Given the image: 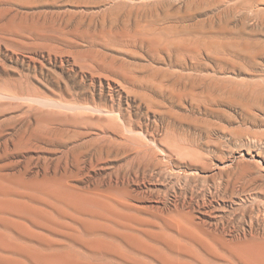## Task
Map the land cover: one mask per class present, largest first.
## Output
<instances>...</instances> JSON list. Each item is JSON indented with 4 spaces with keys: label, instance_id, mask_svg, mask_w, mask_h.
<instances>
[{
    "label": "rangeland",
    "instance_id": "obj_1",
    "mask_svg": "<svg viewBox=\"0 0 264 264\" xmlns=\"http://www.w3.org/2000/svg\"><path fill=\"white\" fill-rule=\"evenodd\" d=\"M36 1L0 0L7 10L2 21L16 13L28 23L57 19L69 36L83 32L94 42L65 40L32 51L26 31L0 32L1 176L106 196L116 209L154 221L155 231L163 220L191 218L211 242L210 252L189 247L198 264H227L233 243L264 242V106L247 112L208 86L213 79L223 85L262 79L264 0ZM149 9L158 12V35L176 46L152 51L138 37L134 25L156 19ZM122 28L128 35L116 36ZM249 55H256L253 64ZM29 228L88 256L56 232ZM98 236L126 252L99 261L162 264L119 237ZM170 255L196 264L195 257Z\"/></svg>",
    "mask_w": 264,
    "mask_h": 264
},
{
    "label": "bare ground",
    "instance_id": "obj_2",
    "mask_svg": "<svg viewBox=\"0 0 264 264\" xmlns=\"http://www.w3.org/2000/svg\"><path fill=\"white\" fill-rule=\"evenodd\" d=\"M31 1L37 2L36 0ZM44 1L46 2V0ZM56 2L57 1H55V3ZM6 11V9L0 10V32L6 34L12 33L13 35L15 33H20L19 31H26L25 33H28L29 36L31 35L33 37L31 38L34 40L33 44L29 45L30 48H33L32 51H35L34 48L36 47L34 46H37L38 50L39 47H45V49L57 48V44H61V42L65 40L70 43L73 42L74 44H76L74 39H80L82 41L86 39L94 42L93 39H90L83 32L69 36L64 28L61 27L62 25L60 27L56 26L58 25L56 24V18V20L53 19L54 21L46 20L38 23L32 21L28 23V20L26 21L25 19L28 18V16H18L16 13L17 15L10 16L8 19L2 21V17ZM148 17L156 19L146 26H141L140 24L134 25L135 32L138 34V37H141V41L152 51L167 50L170 47L176 46V40L158 35L161 29L158 12L149 9ZM63 19L65 18L63 17L62 20ZM61 21L60 24H63ZM122 29L123 30H119L120 32L116 36L128 35L126 31L128 28ZM63 30L66 33H64ZM27 35L24 36L25 39ZM177 38L180 42V47L184 46L183 40L179 37ZM80 40L77 41L79 42ZM28 43L30 44L32 42H27V44ZM80 43L79 45H81ZM24 44L26 48V43ZM93 44L95 43H92V45ZM245 45L247 46V44ZM29 50L31 51V49ZM38 50L36 49V51ZM81 50L79 48V50L76 51L80 52L81 55ZM84 51L82 52L84 53ZM91 51V54H94L93 50L86 52L88 53ZM48 53L49 52H47V54ZM84 55L86 54L84 53ZM92 57L94 59L93 55ZM255 57L256 55H249L247 62L253 64ZM103 58L105 59V57ZM260 77L262 79H256L257 81L235 82L234 84L228 83L225 85L219 83L220 81L217 82L215 79H213V83V81L208 78L209 81H212V83L208 81V86L211 89L223 91L228 102L237 101L242 104V106H245L246 111L249 112L253 107L264 106V74ZM128 80L135 81L133 77H129ZM89 108L90 107L87 109ZM262 124V127H264V123ZM20 189L27 191L28 194H22L21 191H19ZM111 200L106 196H96L71 190L60 182L25 184L22 181L4 178L0 174V264H108L99 261L98 258L103 255L106 257L116 254L124 255V250V252H119V248L114 246L115 244L111 245L112 242L108 243L110 241L107 242L103 237L100 238L98 236L100 233H104L113 238L119 237L123 240L128 249L133 250L132 252L153 256L160 260L162 264H189L184 261L181 262L182 259L176 260L174 256V259L171 258L170 254L176 257L178 255H180L179 257H195L197 260V256L190 253V249H193L189 248L190 246H198L209 252L211 251L210 240L200 234L197 224L194 222V224L192 223V221H194L193 219L185 216L181 217L180 220L176 219V221H173V219H166L163 220V226L157 228L159 229L158 231H155L156 228L153 226L154 221L144 220L126 210H119V207L114 206L116 202L113 204ZM43 206L55 208L60 218L66 216L72 218L73 221L80 226V229L72 228V224L68 227L69 225L62 224L63 221L60 222L50 217V213H48ZM29 224L36 227H44L66 237L75 245H81L88 252V256L81 257L77 254L78 252L76 253L65 245L59 246L60 244H55V242L30 229ZM170 231L174 233H170ZM109 240L113 241L110 238ZM183 241L186 242V244L182 243ZM219 243L226 246L225 243ZM65 244L69 245L68 242ZM117 244L120 245L119 243H116V245ZM158 246L164 248L165 251L158 249ZM228 251L231 258L225 260L227 264H264V242L261 240L257 241L250 239L238 241L228 246ZM124 258L125 260L127 259L126 257ZM217 258L222 259L221 257ZM196 260L194 261L198 264L199 261ZM130 263L131 262L128 261V264ZM132 263L135 262L132 261ZM142 263L145 264L144 262ZM201 263L214 264L202 261ZM125 264H127V262Z\"/></svg>",
    "mask_w": 264,
    "mask_h": 264
}]
</instances>
